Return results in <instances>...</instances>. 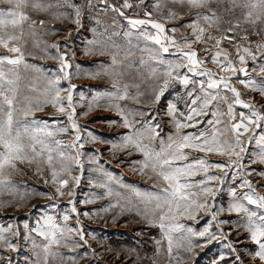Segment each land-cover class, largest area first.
Wrapping results in <instances>:
<instances>
[{
  "label": "rangeland",
  "instance_id": "374dc122",
  "mask_svg": "<svg viewBox=\"0 0 264 264\" xmlns=\"http://www.w3.org/2000/svg\"><path fill=\"white\" fill-rule=\"evenodd\" d=\"M46 2L56 3V0H46ZM78 4H84V0H75ZM124 0H108L109 4H115L119 7ZM133 5L131 9H123L124 16L112 12L111 9L104 10L101 0H91L93 7L91 9L84 7L82 9L81 26L73 22L76 17L72 15L71 20L55 19L52 13L60 11L70 13L72 10L66 8H53L49 13L37 14L30 8L27 9L33 19H43L45 24L43 30L37 24L36 35H27L26 42L23 43L25 52V61L28 65L36 67L25 68L23 65L19 67L18 88L23 96L29 97L33 103L44 104L45 91L48 89V81L59 79L60 86L67 88L69 83L75 85L72 92V106L75 109V122L81 125L79 134L84 137L83 148L77 149L82 153L80 156L82 169L75 165L74 160L71 162V171L64 178L69 179V184L63 190L65 195L56 193V187L51 183V171L46 163L41 162L39 167L41 173H37V165L31 166L27 164L19 165L23 171H18L8 175V179L12 182L14 191L9 193L7 190L0 189V201L4 202L6 207H0V229H5L0 236V264H43V245L47 243L43 237L36 234L35 229L37 222L43 223L46 216L53 217V220L60 226L65 224L63 216L68 214L70 219L66 222L69 226L76 227V216L71 213L70 200L76 202L77 212L80 213L79 220L82 225L85 238L91 247L74 248L69 251V247H73V241H79V236L73 233H66V237H70L66 241L62 240L59 247L53 245L52 251L61 253L64 264H72L68 257H74L76 264H210L213 259H218L221 252H227L223 245L214 242L206 248L196 247L191 253L185 251L187 241L180 237H187V232L183 229L169 233L173 238L172 255L170 260L168 256V241L165 233L168 232L167 225L183 224L185 228L192 227L199 231L202 230L207 222L211 219L201 213L196 220L186 219L184 216H177L174 220L169 218L165 221V229L153 226L148 220L142 219L137 215L148 213L149 220L158 222V215H152L151 209L155 206L156 201L149 202V197L159 192L162 184L160 182L153 183L148 176L155 178V174L149 169L147 175H141L138 171L134 172V168H139V163L143 160V156L133 151L132 155H126L123 151L113 148V144H119L122 135L129 130L123 128L122 120L117 114L115 105H119L125 113H135L145 109H150L155 116L153 127L159 124L156 129L159 137L152 141V146L157 150L160 148V140L164 141V145L169 143L168 137L175 136L176 128L172 118L167 115L168 104L177 105L176 118L183 120L180 113H186V103L179 105V100L172 102L167 101L165 93L159 104L155 103L152 95L153 89L162 84V79L152 75V69L158 67L156 62L151 58V50L156 49L152 41L145 40L141 32H147L150 35H156V30L148 25L131 28L125 17L130 19H149L145 15L146 12L151 13V19L164 24L167 36L181 35L189 36L191 29L186 27V22L190 20L197 12L211 13L206 8H190L187 0H128ZM233 0H212V8L215 9L216 15L219 17L218 22H205L199 20V24L206 28L205 35L211 34L216 39H220L226 30L235 23L240 21V27L234 29L233 36L234 47L230 46L227 40L223 41L224 46L229 44L236 50L235 45L245 44L255 50L258 43L264 42V23L251 25L243 22L242 9L236 8L229 11ZM237 3L243 0H236ZM159 3L160 7L155 5ZM169 10L180 14L178 19H168ZM211 23V27H209ZM148 26V27H147ZM176 27L177 32L174 34L170 29ZM219 28V31H217ZM259 30L260 34L254 33ZM70 34V35H69ZM247 35L251 40L249 44L241 41L240 37ZM178 44V39H175ZM59 41V52L50 46ZM215 44L214 40L209 41ZM227 42V43H226ZM39 46H36V45ZM31 53V54H30ZM8 54L5 49L0 48V55ZM115 55L117 63L112 64V56ZM52 56H65L66 63L69 65L65 71L70 74V80L63 79V73L59 71L60 61L52 59ZM259 56V53H257ZM165 57V56H164ZM168 60V57H165ZM141 60L144 61L141 64ZM250 66L253 65L250 58ZM236 66L240 65L235 60ZM258 72V71H256ZM100 73L99 76H96ZM106 73V74H105ZM257 78L264 79V73H257ZM240 77V74H239ZM237 80L235 77H233ZM115 81V87L113 82ZM177 81L171 84L177 88ZM179 84V83H178ZM125 85L127 88L125 89ZM35 89V91H32ZM123 95L127 91V99L119 100L115 98L103 97L98 101L93 98L105 92H117ZM66 91H62V97L67 96ZM264 99V97H262ZM64 103L67 101L65 99ZM187 103H190L188 101ZM89 104L92 109L89 111ZM99 105L98 107L96 105ZM68 109H66V112ZM87 112V115L82 113ZM33 115L39 120H45L49 124V128L66 127L69 129L67 133H58L55 139L63 142V145H70L74 140V133L71 125L67 121V117L63 113H58L50 105H44L43 110L34 111ZM53 118H56L55 120ZM142 117H133L129 115V119L139 120ZM115 123H110V122ZM187 122V121H185ZM206 124V123H205ZM203 125L205 132L211 134L212 129L209 125ZM139 127V125H134ZM219 130V138L225 140V125L223 123L216 125ZM54 130V129H53ZM91 131L97 136L95 142L88 137ZM184 133L190 132L186 128L181 129ZM195 134H199L195 133ZM189 153V162L195 157L206 159L209 163L228 162L227 157L220 155H205L191 149H185ZM65 155L75 157L76 151L68 148ZM47 153H45L46 159ZM54 164L59 171L60 157L57 153H53ZM232 159H235L234 157ZM68 163V161H65ZM211 174L223 176V173L217 169H210ZM225 171H228L225 169ZM232 171H236L233 169ZM257 173L251 175V179L256 178ZM72 177H80L77 185ZM245 177L250 176L245 173ZM48 183L45 184V179ZM204 174L188 178L189 181H198L204 179ZM240 177L237 176L233 181L231 173L226 177L225 183L220 185L214 183V187H222L224 191L217 195L215 206L219 209L223 206L227 208L231 197L228 190L239 184ZM256 182V183H255ZM253 187L257 189L259 195H264V188H259L260 181L254 179ZM258 183V185H257ZM74 190V197L68 196V190ZM195 190V189H194ZM238 193L247 191L244 188H238ZM39 193H48L54 198L49 200L47 196H41ZM21 197H25L21 202ZM81 201H91L90 203H81ZM212 203V201H209ZM246 203V202H245ZM17 205H20L17 207ZM36 206L35 208L33 206ZM109 205H117L109 208ZM254 208L255 206H249ZM107 208V211L103 209ZM87 212L90 215L84 216ZM115 217V219H113ZM219 218L231 219L233 221L239 219L236 213L223 212ZM28 225L25 228V225ZM11 226V227H9ZM227 231L229 225H224ZM215 224H213V229ZM15 233H19L15 235ZM27 237V239H25ZM33 242H35V247ZM69 247H65L64 243ZM8 243L16 246L13 251L7 247ZM248 248L255 250V246L249 241H245ZM87 248L88 255L84 256ZM95 250L99 255L93 256ZM39 253V256H37ZM246 264H260V262L252 261L248 256L242 253ZM49 264H60L59 258L54 262L49 257Z\"/></svg>",
  "mask_w": 264,
  "mask_h": 264
},
{
  "label": "snow or ice",
  "instance_id": "6c2138e0",
  "mask_svg": "<svg viewBox=\"0 0 264 264\" xmlns=\"http://www.w3.org/2000/svg\"><path fill=\"white\" fill-rule=\"evenodd\" d=\"M175 2V0H174ZM183 2V0H181ZM220 0H217L219 3ZM104 5V10L111 9L112 12L124 16L123 9H131L132 4L128 0H124L123 4L117 7L115 4H109L108 0H101ZM190 8H206L211 13L197 12L189 21L186 22L188 28L191 29L194 40H188L187 36L183 38V47L177 44L174 38H170L165 33L169 31L164 24L156 22L151 19V13L146 12L145 15L149 19H130L127 18L128 24L132 28L150 25L152 29L156 30V35H150L147 32H141L145 40L152 41L158 48L151 50V58L156 62L158 67L152 69V75L162 79L163 83L158 84L152 92L155 103L159 104L161 98L164 96L169 84L172 81H177L184 87L185 94L190 98V103H186L187 112L180 113L183 120L176 118L178 111L177 105L169 103L167 108V115L174 121L176 133L175 136L168 137L169 143L164 145V141L160 140V148L157 150L152 146V141L159 137L156 131L160 127L156 124L153 127L155 116L150 109L137 111L135 113H125L119 106L115 105L117 114L122 120V126L129 131L122 135V140L119 144H113L112 147L123 151L126 155H132L133 151L139 152L143 156L139 163L140 167L134 168V172H139L141 175H147L150 169L155 174V178L148 176L147 178L153 180V183L160 182L162 187L155 195L150 196L149 202L156 201L155 206L151 209L152 215H158V222L149 220L148 213L141 214L137 212L142 219L148 220L153 226H158L165 229V221L169 218L175 219L177 216H184L189 220H196L197 217L203 213L210 216L211 219L207 222L202 230H195L192 227H187L183 224H169L167 225L168 232L165 233V238L168 241V256L171 260L173 238L169 234L173 231L184 230L187 232V237L181 235L182 240L187 241L185 251L191 253L194 248H206L214 242L223 245L227 252H221L218 259H213L210 264H246L242 253L248 256L252 261H259L264 264V195H259L257 189L253 187V182L245 177L258 173L264 177V171L252 168L251 165H264V111L257 110L254 103H245L241 100V94L234 87L230 81L235 77L241 85L249 88L252 91L259 93L264 97V80L257 82L255 79L248 77L247 67H237L233 57L223 49L222 44L224 40L233 43V36L228 33H233L234 29L240 27V21L237 20L232 23L226 30L225 34L220 39H216L211 34L205 35L206 28L199 24V20L203 19L205 22H218L219 17L216 15L215 9L212 8V0H187ZM93 7L91 0H84V4H78L75 0H56V3L46 2V0H0V48L6 50L8 54L0 55V189L7 190L9 193L14 191L12 182L8 179V175L14 172L23 171L19 165L27 164L29 166L36 164L37 173H41L42 169L39 167L41 162L47 164L51 171V183L58 185L56 193L65 195L63 191L69 184V179L64 178L71 171V162L74 160L75 165L82 169L80 156L82 153L77 149L83 148L84 137L79 134L81 125L75 122L76 112L72 106L73 96L72 92L75 85L69 83L68 87L62 88L60 80L54 79L48 81V89L45 91L44 104L33 103V101L23 96L18 88L19 74L18 70L21 65L25 68L36 67L35 65H28L24 59L25 52L23 50V43L26 42L27 35H36L37 27L40 25V30H43L45 21L43 19H33L27 9L33 12L49 13L53 8H66L72 10L70 13L54 12L52 13L55 19L71 20L72 15L76 17L73 21L77 27L81 26L82 9ZM155 7L159 8L157 3ZM236 8L242 9L243 22L251 25L257 23H264V0H243L237 3L233 0L229 11ZM179 13L169 10L168 19H178ZM211 27V23H209ZM174 34L177 28L170 29ZM219 31V28H217ZM255 35H259L257 30ZM70 35V34H69ZM215 42L216 51L211 55V63L217 65V72H213L210 68L205 67L207 60H201L197 51L193 50V43H202L205 41ZM241 41H246L249 44L251 40L245 34L240 37ZM36 46H39L38 44ZM59 52V41L50 46ZM178 49L174 56L178 59H165L164 54L170 52V48ZM236 58L241 65H246L248 58H251L253 65H257L258 61H264V42L258 43L255 50L250 47H242L237 43ZM185 48L187 50H185ZM211 49H205L207 54ZM259 53V56H257ZM31 54V53H30ZM52 59L60 61L59 71L63 73L64 80H70V74L65 71L69 65L65 62V56H52ZM186 61V62H185ZM116 56H112V64L117 63ZM144 61L141 60V64ZM186 70V71H184ZM252 71H259L264 73V63H260L258 67H253ZM232 73L231 76L218 75V73ZM106 74V73H105ZM239 74H243L245 79H240ZM97 73L96 76H99ZM191 85V87H189ZM115 87V81L113 82ZM127 85H125V89ZM197 88L199 91H197ZM221 89L225 93H232L233 101L243 109H247L249 114L240 112L239 117L234 113L233 102L228 101L227 95L221 96ZM35 91V89H32ZM66 91V97H62L60 93ZM103 97L115 98L119 100L127 99V91L123 95L117 92H105L93 98V101H98ZM183 98V97H181ZM67 101L65 104L64 101ZM223 100L228 105L226 115L231 118V127L226 131L230 132L231 138L221 140L219 138V130L216 125L222 123L220 117L224 115L215 109V105ZM44 105H50L58 113H63L67 117V121L71 125V130L76 133L74 140L70 145H63L59 139H55L58 133H67L69 131L66 127L49 128V124L45 120L37 119L33 113L37 110H43ZM99 106L98 104L96 105ZM89 111L92 109V104H89ZM66 109L68 111L66 112ZM88 113H82L87 115ZM129 115L133 117H142L139 120L129 119ZM213 119L197 120V117H208ZM54 120L56 118H53ZM238 119L239 122H236ZM187 121V122H185ZM110 123H115L110 122ZM211 126L213 131L207 134L205 131H200L199 134L184 133L181 129L195 127L197 124H204ZM139 127H134V125ZM259 130V131H257ZM247 134V143L250 146L255 141L258 151L253 152L252 157L248 161V166L245 165V156L248 154V148L245 146V136ZM88 137L95 142L97 136L89 131ZM71 148L76 151L75 157L71 155L66 156L65 150ZM185 149H191L196 152L215 153L222 157H227L228 162L209 163L206 159L195 157L189 162V153ZM57 153L60 157L59 171L54 164L53 153ZM45 153H47L45 159ZM235 157V159H232ZM68 161V163H65ZM217 169L223 173V176H218L210 173V169ZM227 169L228 171H225ZM235 169L236 171H232ZM204 174V179L198 181H189L188 178ZM231 173L233 181L237 176L240 177L239 184L231 187L228 194L231 197L227 208L221 206L219 209L215 206L217 195L224 191L222 187H214V183L223 185L226 177ZM77 185L80 182V177H72ZM49 181L46 178L45 184ZM238 188L247 189L242 193H238ZM259 188H264V183L259 184ZM195 189V190H194ZM70 197H74V190H68L66 193ZM41 196H47L49 200L54 197L48 193H39ZM25 197H21V202ZM212 201V203H209ZM91 201H81V203H90ZM246 202V203H245ZM71 213L76 216V227L69 226L66 222L70 219L68 214L63 216L65 224L58 225L51 216L43 218V223L37 222V227L32 229L37 235L43 237L47 243L43 245V264H49V257L55 262L58 258L60 264H64L61 253L52 251L53 245L59 247L62 240L66 241L70 237H66V233L75 232L79 236V241H73V247L65 242L64 246L69 247V251L74 248L91 247L85 238V234L80 224L79 215L77 212L76 202L70 200ZM4 202L0 201V207H6ZM20 205H17L19 207ZM117 205H109V208H114ZM249 206H255L254 208ZM36 207L35 205L33 206ZM107 211V208L103 209ZM227 211L228 213H236L239 219L233 221L231 219L219 218L221 213ZM90 214L85 212L84 216L88 217ZM115 219V217H113ZM213 224L215 228L213 229ZM224 225H229L227 231ZM11 227V226H9ZM28 225H25L27 228ZM5 229H0V233ZM19 233H15L18 235ZM0 239H3L0 236ZM27 239V237H25ZM245 241H249L255 246V250L248 248ZM34 247L35 242H33ZM7 247L13 251L16 246L8 243ZM87 248L84 256H87ZM93 256L99 255L93 250ZM39 256V253H37ZM72 264H76L74 257H68ZM91 264V262H90ZM155 264V262H154Z\"/></svg>",
  "mask_w": 264,
  "mask_h": 264
},
{
  "label": "crops",
  "instance_id": "0c3cea01",
  "mask_svg": "<svg viewBox=\"0 0 264 264\" xmlns=\"http://www.w3.org/2000/svg\"><path fill=\"white\" fill-rule=\"evenodd\" d=\"M149 27H151V26H149ZM185 36L186 35H181V33H180L177 37L175 35H171V36H168V37L174 38V39L177 38L178 39V44L181 47H183V38ZM187 38H188V40H194L192 31H191V34L189 36H187ZM152 46L158 48V46L155 45V44L152 45ZM230 46L234 47V44L232 43V45H230ZM192 47H193V50L197 51V53L199 54V58L201 60H207V63L205 65V67L210 68L213 72H217V65H214V64L211 63V55L214 54V52L216 51L215 44L210 43L209 41H205V42H202V43H199V44L193 43ZM222 47H223L224 50H226L233 57L234 60L239 61L236 58V50L233 49L232 47L230 49L228 43H227L226 46L222 45ZM242 47H249V46H248V44L247 45L242 44ZM205 49H211V51L208 52L207 54H205L204 53ZM185 50H187V49L185 48ZM177 51H178L177 48L172 47V48H170V52L167 53V54H164V56L168 57L170 59H174V60L178 59V56L172 55V53H176ZM249 60H250V58H248L246 65H241V64L238 65V68L239 67H247V69H248V77H251V78L255 79L259 83V82H261L264 79L260 78V77L259 78L255 77V76L258 75L257 73H260V72L259 71L258 72L252 71L253 67L250 66V61ZM261 63H264V61H261ZM184 71H186V70H184ZM218 75L231 76L232 73L224 72V73H218ZM240 79H245V77L242 76V74H240ZM230 83L234 87H236L237 90L240 92L242 101H244L245 103H254L255 104V108L257 110L264 111V99L259 95L258 92L252 91L249 88H245L243 85H241L239 83L238 80H235L234 78L230 81ZM189 87H191V85H189ZM197 91H199L198 88H197ZM165 93L167 94L166 99L169 102H172V100H175V101L179 100L178 103H179V105H181V104H184V103H187L188 101H190V98L185 94L184 87L182 85L178 84V83H177V88H174V89H173L172 84L170 83L169 87H168V89L166 90ZM220 95L221 96L227 95L228 101L233 102V110H234V113L237 116V118L239 117L240 112H245L246 114H249L247 109H243L239 105H236L234 103L232 93H225L224 90L221 89ZM181 97H183V98H181ZM214 110H217L219 113H223L224 114V115H222L220 117V119L222 120V123L225 125V131L227 129H230L232 121H231V118L228 115H226V113L228 111L227 103H225L223 100H221L218 104L215 105V109ZM196 119L197 120H207V119H213V117H211V116H208V117H197ZM236 122H239L238 119H237ZM204 124H202V125L201 124H197L195 127L186 128V129L188 131H190V132L198 133L200 131H205L207 129V128L204 129V127H203ZM210 128H212V127H210ZM216 129H218V127H216ZM212 131H213V129H212ZM257 131H259V130H257ZM230 138H231L230 132L226 131L225 139H230ZM245 146L248 148V154H247V156H245V165L247 167L248 166V161L252 157L253 152L258 151V148L256 147L255 141H253L250 146L248 145V143H247V134L245 136ZM200 153L201 154H205V155H211V156L218 155V154H215V153H204V152H200ZM251 167L259 169L260 171H264V165L256 164V165H251ZM257 178L260 181V183H264V177H261L258 173L256 174V178H254L255 181L257 180ZM247 179H250L253 182V184L256 183V182L254 183V179H251V175ZM257 185H258V183H257Z\"/></svg>",
  "mask_w": 264,
  "mask_h": 264
},
{
  "label": "water",
  "instance_id": "95a60500",
  "mask_svg": "<svg viewBox=\"0 0 264 264\" xmlns=\"http://www.w3.org/2000/svg\"><path fill=\"white\" fill-rule=\"evenodd\" d=\"M242 76H244V75L242 74Z\"/></svg>",
  "mask_w": 264,
  "mask_h": 264
}]
</instances>
